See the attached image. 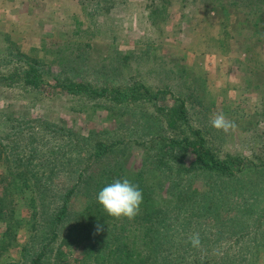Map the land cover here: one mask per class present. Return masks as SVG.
Wrapping results in <instances>:
<instances>
[{
    "label": "rangeland",
    "instance_id": "rangeland-1",
    "mask_svg": "<svg viewBox=\"0 0 264 264\" xmlns=\"http://www.w3.org/2000/svg\"><path fill=\"white\" fill-rule=\"evenodd\" d=\"M11 51L40 60L47 73L100 85L142 83L165 91L157 103L120 104L52 93L47 85L36 90L24 81H0V136L22 130L35 136V144L68 150L60 137L38 132L37 127L52 123L77 133L79 147L81 136L124 140L125 148L112 160L124 163L128 174L148 178L159 203L168 200V184L162 181L174 177L184 183L187 176L168 177L151 164L156 148L149 137L189 135L182 123H167L169 108L181 102L194 128L204 129L219 155L255 162L264 157V0H0V76L23 68L8 56ZM218 113L233 121L235 129L225 134L211 127L210 119ZM13 124L18 128H11ZM193 159L189 154L188 161ZM64 178L63 172L56 181ZM11 179L2 157L0 194L12 183L9 190L22 227L0 263L20 259L33 223L32 191ZM82 191L72 201L74 212L86 205ZM5 227L0 223V236ZM215 237L208 233L205 242L210 258L218 257ZM231 242L225 239L217 250ZM64 249L68 264H78L75 258L82 247ZM258 257V264H264V249Z\"/></svg>",
    "mask_w": 264,
    "mask_h": 264
},
{
    "label": "trees",
    "instance_id": "trees-1",
    "mask_svg": "<svg viewBox=\"0 0 264 264\" xmlns=\"http://www.w3.org/2000/svg\"><path fill=\"white\" fill-rule=\"evenodd\" d=\"M8 56L23 63V68L0 76V81H24L36 90L47 85L52 93L120 104L157 103L165 96V91L142 83L100 85L47 73L40 60L21 52L11 51ZM175 106L169 108L167 123H182L189 127V135L156 133L149 137L156 148L151 164L162 174L187 176L184 183L174 177L169 183L162 181L161 185L168 184L166 202H157L156 186L142 173L128 174L124 163L112 160L114 153L125 148L124 140L81 136L79 147L77 133L52 123L37 127L38 132L60 137V142L69 144L65 145L68 150L63 145L35 144V136L22 130L0 136V159H6L13 182L21 181L32 191L33 210L30 239L23 245L20 259L0 264H68L67 245L82 247L75 258L78 264H258L264 249V157L255 162L244 156L219 155L204 129L194 128L183 102ZM189 154L194 155L191 161ZM63 172L67 178L56 181ZM198 176L215 181H198ZM124 179L138 185L143 194L139 214L131 220L108 216L97 201L99 191ZM10 185L0 194V223L6 226L0 236V255L17 243L22 227ZM82 190L86 205L74 212L72 201ZM98 223L104 230L96 234ZM194 233L200 236L198 248L190 243ZM208 233L216 234V258H210L211 250L205 246ZM227 238L233 242L225 243L219 252L218 243L222 245Z\"/></svg>",
    "mask_w": 264,
    "mask_h": 264
},
{
    "label": "clouds",
    "instance_id": "clouds-1",
    "mask_svg": "<svg viewBox=\"0 0 264 264\" xmlns=\"http://www.w3.org/2000/svg\"><path fill=\"white\" fill-rule=\"evenodd\" d=\"M210 125L217 131H222L225 134L236 127L235 123L227 119L222 113L215 114L210 119ZM97 201L103 206L108 216L116 219L126 217L131 220L139 214L143 202V194L138 185H134L129 180H116L99 191ZM103 230V226L98 223L96 225V234H99ZM190 243L194 248L200 246L199 233L191 235Z\"/></svg>",
    "mask_w": 264,
    "mask_h": 264
}]
</instances>
